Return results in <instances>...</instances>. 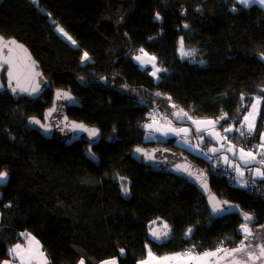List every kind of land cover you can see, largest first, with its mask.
Instances as JSON below:
<instances>
[{"label":"trees","instance_id":"trees-1","mask_svg":"<svg viewBox=\"0 0 264 264\" xmlns=\"http://www.w3.org/2000/svg\"><path fill=\"white\" fill-rule=\"evenodd\" d=\"M0 34L25 43L51 83L38 99L13 97L0 67V172L8 174L0 183V264L11 262L10 248L23 233L40 240L47 264H138L149 250L163 256L190 245L203 253L247 244L240 214L214 218L187 179L134 161L131 151L139 145L165 144L188 154L210 169L222 199L254 216L248 226L255 234L264 228V179L241 188L214 171L215 138L206 132L184 138L199 147L195 154L176 140L146 141L142 128L155 109L166 121L177 110L220 120L224 130L240 125L259 98L253 136L228 132L238 145L255 146L264 133V8L238 0H0ZM182 47L192 55L181 57ZM141 49L166 69L160 79L135 60ZM55 88L81 102L70 117L102 131L92 149L86 142L47 140L29 126V117L43 118L52 105ZM155 223L167 225L166 238L151 235Z\"/></svg>","mask_w":264,"mask_h":264},{"label":"water","instance_id":"water-1","mask_svg":"<svg viewBox=\"0 0 264 264\" xmlns=\"http://www.w3.org/2000/svg\"><path fill=\"white\" fill-rule=\"evenodd\" d=\"M0 38H2L0 39V47L8 41H15V45H9L7 48H2V50H0V64L7 69L6 87L9 93L13 97H28L33 100L40 98L51 88V83L45 76L40 62L36 59L30 48L16 37H5L0 34ZM16 45L22 47H17ZM5 61H9V63H4ZM9 71H12L15 77L11 80V84L8 75ZM12 88H17V91L13 92ZM33 88H36L37 91H31ZM21 89H27V91H22ZM58 93L61 94L59 97L57 95ZM64 93H67V97L63 95ZM75 107H82V104L70 90L55 88L52 105L44 111L43 118L36 116L29 117L28 124L47 140H56L64 146H71L77 142H86L89 143L90 149H92L102 140L103 133L97 126H91L83 121L70 117L68 111ZM175 113H180L179 118L175 115V120L171 121L151 120L146 122L142 128L146 133L154 134L165 142L180 138H191L194 134H203L223 125V122L220 120L206 118L198 119L192 117L190 114L185 116L184 113L178 110ZM33 120H39L40 123H33ZM208 120L216 121L217 123L215 125L193 123V121ZM177 124L181 126L178 127ZM73 125H83L84 127L75 128ZM147 125H152L153 127L149 128ZM157 127L160 128L161 131H155ZM169 128H186L189 129V131L187 133L181 132L179 134L175 132H168L167 135L163 134L164 132H167ZM84 129H94L97 134L91 136L89 132ZM136 149H140L141 151L138 152ZM131 157L134 161L142 166L148 167L153 172L172 174L187 179L204 197L210 214L214 218L240 214L244 219L242 207L238 203L222 199L214 191L212 186L213 174L210 169L199 165L188 154L170 148L165 144H156L153 146H136L131 151ZM177 166H180L179 169ZM213 205L223 206L228 210L215 214L212 211ZM252 217L254 218V216ZM254 221L255 218L252 221H249V223H253ZM248 227L251 229V236H253L254 231L250 226ZM163 232L168 233V231L163 229H159L157 233ZM237 259H239V256ZM216 264H233V262L232 259L229 258L227 260H221ZM241 264H264V257H261L257 262L241 260Z\"/></svg>","mask_w":264,"mask_h":264},{"label":"snow or ice","instance_id":"snow-or-ice-1","mask_svg":"<svg viewBox=\"0 0 264 264\" xmlns=\"http://www.w3.org/2000/svg\"><path fill=\"white\" fill-rule=\"evenodd\" d=\"M240 2L242 4H244L245 6H248V5L252 4V3H259L261 6H264V0H240ZM233 10H235V9H233ZM156 18L159 19V14H157ZM185 27H188V26L185 25ZM57 30L59 32L63 33L64 36L68 35L66 32H64L63 28H59L58 27ZM0 39H2V38H0ZM68 39L71 40V37H68ZM73 43H75V41H73ZM181 43H183V42L181 41ZM9 45H15V41H8L6 44H3L2 47H0V50H2V48H7ZM16 46L17 47H22L20 45H16ZM140 51L143 52V49H141ZM182 54L183 55H188V53H184L183 51H182ZM261 55H262V57H264V53H262ZM87 58H88V54L84 53V59H87ZM136 59L138 61H140L141 64L153 63V67L155 68V64H154L155 57H150L149 60H147V61L142 60V58L140 56H137ZM4 63H9V61H5ZM2 66L3 65L0 64V67H2ZM160 71H166V69L157 68L156 71H154L152 73V75L156 76L157 73L160 72ZM8 75H9L10 84H11V80L14 79L15 77H14L12 71H9ZM21 90L22 91H27V89H21ZM12 91L16 92L17 88H12ZM31 91L35 92V91H37V89L33 88ZM57 95L59 97L61 94L58 93ZM63 95L65 97H67V93H64ZM68 98H70V97H68ZM241 99L243 100L244 97L242 96ZM259 103H260V99L257 98V103L252 105V111L249 112V114L244 117V121L246 122V125H242L241 129H237L236 130V131L240 132L241 136H245V135L251 136V135L254 134V132H255V117H256V113H257V109H258ZM173 107H175V105H173ZM174 115H176L179 118L180 113H174ZM184 115L186 116L187 114L184 113ZM224 115H226V114H224ZM224 115L221 116V119H224ZM189 119H190V117H189ZM33 123L39 124L40 121L39 120H33ZM193 123H206V124H210V125H215L217 122L216 121H212V120H208V121H193ZM73 127H75V128H83L84 126L83 125H73ZM147 127L152 128L153 126L152 125H147ZM245 128H246V130H245ZM84 130L88 131L91 136H95L97 134L96 130H94V129H84ZM155 131L159 132V131H161V129L157 127L155 129ZM188 131H189V129H186V128H181V129L169 128L167 130V132H164L163 134L167 135L168 132H175V133L179 134L181 132L187 133ZM232 131H234V129L232 127L224 129L225 133L232 132ZM260 139H261V143L258 145V147L261 150H264V135H261ZM229 150L230 151H234V149H232V148H230ZM136 151L139 152L141 150L140 149H136ZM209 151L216 152L217 149L216 148H212ZM256 155H264V151H262L260 153H257ZM256 155H254L251 151L245 152V150L243 148L240 149V160H242L245 164H248L251 161L255 160L256 159ZM149 158H151V157H149ZM223 159H224L225 163H230L228 161V157L227 156H225ZM260 163L264 164V159H262L260 161ZM230 166L233 167L234 170L239 175L243 176V171L240 169L239 165L230 164ZM177 167L179 169L180 166H177ZM255 175L259 176V177H264V171H262L261 169L258 168V169H256ZM6 178H7V172H0V181H5ZM205 187H206V185H205ZM123 191H124L125 194L128 193V189L126 187L123 189ZM229 207H231V206H229ZM227 210L228 209L224 208L223 206H217V205H213V208H212V211L215 214H219V213L225 212ZM253 219L254 218L252 216H250L248 214H244L245 223L241 224L240 230L244 234L245 241L248 240V238L252 235L251 229L248 227V222L252 221ZM166 227H167V225H165V228ZM191 231H192V229H189L188 233L190 234ZM152 235L157 241H159V240H161L163 238H166L168 236V233L167 232L157 233V232L153 231ZM19 248H20V245H16L13 249H10V252L15 253L16 250L19 249ZM255 248L259 249V253H258V255H256V259H260L261 257H264V244L256 245ZM189 251H191V250H189ZM121 252H123V249H121ZM221 253H222V255L220 257L221 259H225V258H229L230 257L232 259L233 264H241V260H245L246 261V260L251 259L253 257L254 246L251 243L246 244L244 241H241V246L240 247H237V248H234V249H230V250L229 249L218 248L215 252H205L203 254V256L204 257H215V256H217L218 254H221ZM149 255L151 256V252L150 251H149ZM177 255L179 256V255H183V254H177ZM238 256H239V259H237ZM170 259H173V258L172 257H163V258H161L162 261H167V260H170ZM3 264H9V262L8 261H4ZM79 264H85V260H83V259L80 260ZM102 264H116V260L115 259L105 260V261H102ZM141 264H148V262L142 261Z\"/></svg>","mask_w":264,"mask_h":264},{"label":"crops","instance_id":"crops-1","mask_svg":"<svg viewBox=\"0 0 264 264\" xmlns=\"http://www.w3.org/2000/svg\"><path fill=\"white\" fill-rule=\"evenodd\" d=\"M240 2V0H238ZM240 4H242L240 2ZM259 5L261 6L259 3H252L248 6L251 5ZM244 5V4H242ZM245 6V5H244ZM262 8H264V6H261ZM257 103V99L255 100L254 104ZM261 108H262V100H260L258 109H257V113H256V117H255V127L257 125L258 122V118L261 112ZM252 111V107L250 109L249 112ZM249 112L246 114V116L249 114ZM242 125H246V122L243 121L240 125H235L232 124L229 127H232L234 129V131H232L231 133H237L239 136L240 132L236 131L237 129H241ZM228 127V128H229ZM220 129V128H219ZM227 129V128H226ZM246 130V128H245ZM220 132L217 133V135H220L219 137L217 135H210L211 137L215 138L219 143L218 144H214L213 146L210 147V149L212 148H216L217 151L216 152H210L211 156H213V154H219V160L218 159H214L217 160L216 162H218L219 166H221V168L223 170H225L226 172H231L234 175V179L232 180V184L237 186V187H241V188H247L249 187V185L254 182V181H258L261 179H264L263 177H259L255 175L256 169H261L262 171H264V168H261L258 166L257 163V157L255 160L251 161L248 164H245L242 160H240V149L243 148L245 150V152H249L251 151L253 154L254 152L252 151V148H246L244 146L238 145L237 143H235L234 141H232V139L229 137L228 132L225 133L224 130H219ZM261 135H264V133H262ZM249 136V135H247ZM253 135H251L250 137H252ZM229 143V144H227ZM261 143V139H259V141L256 144H260ZM227 146V147H226ZM194 147V146H193ZM232 148L234 149V151H230L229 149ZM196 149V148H195ZM209 149V150H210ZM196 151L198 152V150L196 149ZM224 154H227L228 156V161L230 163H225L224 162ZM255 155V154H254ZM230 164H235V165H239L240 169L243 171V176L239 175L233 167L230 166ZM248 244V243H247ZM150 251V250H149ZM149 251L148 254L146 256V258L142 261H146L148 262V264H216L217 262L221 261V260H226L229 258H225V259H221V255L218 256L217 258L215 257H204L203 253H197L193 256H184V255H177L179 253H170V254H166L163 256H157L156 254H154L152 251L151 252V256L149 255ZM163 257H172L173 259L167 260V261H162L161 258ZM140 261L138 264H141ZM117 264V262H116Z\"/></svg>","mask_w":264,"mask_h":264},{"label":"rangeland","instance_id":"rangeland-1","mask_svg":"<svg viewBox=\"0 0 264 264\" xmlns=\"http://www.w3.org/2000/svg\"><path fill=\"white\" fill-rule=\"evenodd\" d=\"M58 27L62 28L61 26H57V29H58ZM64 32H66V31L64 30ZM59 33L64 37V39H66L69 42H71L72 44L76 45V43H73V41H74L73 38L67 32H66L68 34L67 36H64L63 33H61V32H59ZM68 37H71V40H69ZM181 41L183 42V38L180 39L179 47L184 46V42L181 43ZM182 51L184 53H188V55H183ZM180 55L183 58L184 57H190L192 55V52H191V50L185 49L182 47L180 50ZM138 56H140L142 58V60H145V61L149 60L150 57H155V56L147 53L145 50H143V52H141ZM135 60L141 64V62L138 61L136 58H135ZM154 64H155V68L153 67V63L141 64V67H143V68L150 67L152 69V73H153L158 68V66L156 65V58H155ZM154 77L156 80L160 79V72H158L157 75ZM118 89L123 93H127V94L129 93V89L126 86L119 87ZM156 119L159 120L160 118L154 117L151 120H156ZM160 120H162V119H160ZM219 130H220L219 128H215V129H211V130L207 131L206 133H208L209 136L210 135L214 136V135H217L218 132H220ZM217 136L219 137L220 135H217ZM145 138H146V141H157L158 140L157 137L151 133H146ZM203 139H204V137L198 138L199 141H203ZM189 141L191 142V140H189ZM189 141L187 139L177 140L174 143V145L177 147H180L182 149H185L189 152L199 154L196 151V149L199 150V147L197 145L194 146V144L190 143ZM223 156L225 157L228 155L224 154ZM7 177H8V174H7ZM6 180H7V178H6ZM5 181H0V183H4ZM0 196H1V193H0ZM163 225H165V223H163ZM163 227L165 228V226H162L161 228L164 229ZM159 229L160 228H158V224L155 223L154 226H152V228L150 230L151 235H152L153 231L158 232ZM22 236H23L22 241L18 242L17 244H14V246H12L10 248V249H13L16 245H20V248L17 249L15 253L10 252L12 259H11V262H9V264H47V261H48L47 255H46V252L44 251V249L42 247L40 240L36 236H34L30 233H23ZM247 243H251L253 246L264 244V228L261 229V231L256 232V234L254 233L253 236H250L247 240ZM220 248L229 249V250L234 249V247H227V246H223ZM216 250H211L209 252H215ZM220 255H222V253L215 256V258H217ZM256 255H258L257 250L254 251L253 257L251 259H248V260L253 261V262L259 261V259H256Z\"/></svg>","mask_w":264,"mask_h":264},{"label":"built area","instance_id":"built-area-1","mask_svg":"<svg viewBox=\"0 0 264 264\" xmlns=\"http://www.w3.org/2000/svg\"><path fill=\"white\" fill-rule=\"evenodd\" d=\"M160 118V119H162V120H164L163 119V117L162 116H160L156 111H155V109H152V111H151V114H150V120L152 119V118ZM159 119V120H160ZM149 120V121H150ZM157 120V119H156ZM258 145L259 144H256L255 146H253V148H252V151L254 152V154L256 155L257 153H260V152H262V151H264V150H261L259 147H258ZM256 157H257V163H258V166L259 167H261V168H264V164H261L260 163V161L262 160V159H264V155H256ZM212 169L214 170V171H216L217 173H220L222 176H225L228 180H230V181H232L233 179H234V175L231 173V172H226L225 170H223L222 168H221V166H219L217 163H212ZM264 178V177H263ZM189 250H191V251H189ZM183 253L184 254H192V253H194V248H193V246L192 245H190V246H188V247H186V249L185 250H183Z\"/></svg>","mask_w":264,"mask_h":264},{"label":"flooded vegetation","instance_id":"flooded-vegetation-1","mask_svg":"<svg viewBox=\"0 0 264 264\" xmlns=\"http://www.w3.org/2000/svg\"><path fill=\"white\" fill-rule=\"evenodd\" d=\"M177 126L180 127L181 125L177 124ZM154 136H155V135H154ZM156 137H157V136H156ZM157 139H158L157 142H164V140H162V139L159 138V137H157ZM181 139H184V138H180V139H177V140H181ZM177 140H176V141H177ZM176 141H175V142H176ZM165 142H166V141H165ZM184 150H185V149H184ZM177 253H179V254H183L184 256H193V255L197 254L196 251H194V253H192V254H184L183 251H180V252H177Z\"/></svg>","mask_w":264,"mask_h":264}]
</instances>
